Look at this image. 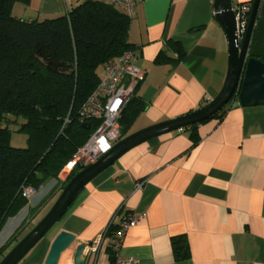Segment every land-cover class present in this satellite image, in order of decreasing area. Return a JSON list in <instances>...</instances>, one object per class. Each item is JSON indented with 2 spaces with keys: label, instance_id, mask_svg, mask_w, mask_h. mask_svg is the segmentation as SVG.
Segmentation results:
<instances>
[{
  "label": "crops",
  "instance_id": "crops-1",
  "mask_svg": "<svg viewBox=\"0 0 264 264\" xmlns=\"http://www.w3.org/2000/svg\"><path fill=\"white\" fill-rule=\"evenodd\" d=\"M75 1L29 0L16 3L13 12L42 19L65 13ZM215 14L214 0H137L129 38L144 73L137 95L147 106L129 134L196 110L220 92L228 43ZM197 134L195 145L190 132L180 129L126 152L79 192L52 232L18 264H45L61 231L75 241L59 264H75L79 244L94 241L113 220L132 212L146 217L127 230L115 259L264 264V101L242 105L236 97L222 119L199 123ZM180 235L189 243L187 258L173 250L172 238ZM87 256V264H110L107 251Z\"/></svg>",
  "mask_w": 264,
  "mask_h": 264
},
{
  "label": "trees",
  "instance_id": "trees-1",
  "mask_svg": "<svg viewBox=\"0 0 264 264\" xmlns=\"http://www.w3.org/2000/svg\"><path fill=\"white\" fill-rule=\"evenodd\" d=\"M19 2L29 0H0V233L28 204L23 189L59 180L65 164L99 125L95 119L89 127L84 125L79 110L98 86L104 63L135 49L129 38L131 17L112 4L82 0L63 14L27 20L13 12ZM140 84L118 119L121 138L147 106L137 95ZM230 103L213 117L222 119ZM197 126L184 129L193 145L199 141ZM13 131L27 135L25 147L11 144ZM80 169L73 171L55 199ZM36 212L33 207L30 214ZM125 218L107 227L110 263L115 261L116 233ZM25 226L26 222L0 247V260L23 237ZM172 245L177 258L190 256L184 235L173 237Z\"/></svg>",
  "mask_w": 264,
  "mask_h": 264
},
{
  "label": "water",
  "instance_id": "water-1",
  "mask_svg": "<svg viewBox=\"0 0 264 264\" xmlns=\"http://www.w3.org/2000/svg\"><path fill=\"white\" fill-rule=\"evenodd\" d=\"M262 0H253L244 39L240 42L233 0H214L216 19L225 31L228 43V70L220 92L204 106L181 116L135 131L95 162L80 169L66 184L48 212L0 260V264H18L64 216L79 192L97 175L139 144L157 136L185 129L212 118L238 97L242 105L264 101V18L259 17ZM87 127L90 122L83 123ZM75 235L61 231L54 238L45 264H59L63 252L71 247ZM81 243L74 252L75 264H87V246Z\"/></svg>",
  "mask_w": 264,
  "mask_h": 264
},
{
  "label": "built area",
  "instance_id": "built-area-1",
  "mask_svg": "<svg viewBox=\"0 0 264 264\" xmlns=\"http://www.w3.org/2000/svg\"><path fill=\"white\" fill-rule=\"evenodd\" d=\"M124 10L129 17L135 15L137 0H102ZM252 4L241 3L234 6L236 14L237 31L240 42L244 39L247 31L250 10ZM137 54L134 50H128L121 56L108 60L103 65L100 81L93 93L79 110L81 122H90L91 119L100 120L99 125L91 134L88 141L82 145L76 154L65 164L59 173V179L66 178L77 168H84L95 162L103 154L111 150L117 141L121 139L119 117L134 94L136 87L144 79V73L137 65ZM143 183L139 182L137 187ZM35 189L25 187L23 195L29 198ZM146 217V213H129L122 221L120 230L116 233L114 250L118 253L123 238L128 229L135 226ZM107 235V229L87 246L86 253L99 254L105 252L111 242ZM87 244V243H86ZM110 264H140L139 259L133 256L116 257Z\"/></svg>",
  "mask_w": 264,
  "mask_h": 264
},
{
  "label": "rangeland",
  "instance_id": "rangeland-1",
  "mask_svg": "<svg viewBox=\"0 0 264 264\" xmlns=\"http://www.w3.org/2000/svg\"><path fill=\"white\" fill-rule=\"evenodd\" d=\"M66 1L72 2V0L71 1L66 0ZM79 1H82V0H77L74 2V4H76V2H79ZM9 124L12 125L13 128L18 126L17 123L10 122ZM11 144L15 147H25L27 145V135L24 133L13 131V134L11 137ZM67 180L68 179L66 178H61L59 180L54 178V179L48 180L45 184L35 189L34 193L28 198V204L16 216L10 217L7 220L5 226L3 227L0 233V247L5 242L8 241L11 235L20 226H22L24 222H26V226L24 228V231L21 233V236L22 235L24 236L26 232L32 229V227L37 223V220L40 217L42 218L51 208V206L57 199V198L55 199V197L60 192L63 183L66 182ZM33 207H35V210H37V212L34 215H31L30 214L31 209ZM55 226L47 233V235H49L52 232ZM15 244L16 243H14L12 246H14Z\"/></svg>",
  "mask_w": 264,
  "mask_h": 264
}]
</instances>
